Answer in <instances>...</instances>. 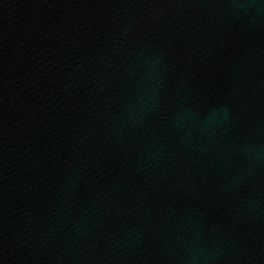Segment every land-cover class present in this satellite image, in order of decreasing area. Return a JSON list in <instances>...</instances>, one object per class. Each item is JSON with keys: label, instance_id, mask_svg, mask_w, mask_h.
I'll use <instances>...</instances> for the list:
<instances>
[{"label": "water", "instance_id": "1", "mask_svg": "<svg viewBox=\"0 0 264 264\" xmlns=\"http://www.w3.org/2000/svg\"><path fill=\"white\" fill-rule=\"evenodd\" d=\"M0 264H264V0H0Z\"/></svg>", "mask_w": 264, "mask_h": 264}]
</instances>
